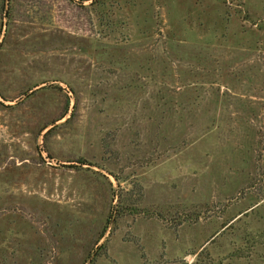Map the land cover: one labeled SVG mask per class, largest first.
Returning <instances> with one entry per match:
<instances>
[{"label": "rangeland", "instance_id": "1", "mask_svg": "<svg viewBox=\"0 0 264 264\" xmlns=\"http://www.w3.org/2000/svg\"><path fill=\"white\" fill-rule=\"evenodd\" d=\"M263 234L264 0H9L0 264H264Z\"/></svg>", "mask_w": 264, "mask_h": 264}, {"label": "trees", "instance_id": "2", "mask_svg": "<svg viewBox=\"0 0 264 264\" xmlns=\"http://www.w3.org/2000/svg\"><path fill=\"white\" fill-rule=\"evenodd\" d=\"M5 2H7V3H5ZM8 2H9V0H1L0 13H2V11L4 12V8H5V6L8 5ZM260 238L261 239L263 238V240H264V234L260 235L259 237H257L256 240L254 239V243L257 244V245H261L262 246L264 243H260ZM237 252H238V257L239 258H247V256H248V255H246L248 253V249H246L244 252L241 251V249H238Z\"/></svg>", "mask_w": 264, "mask_h": 264}, {"label": "crops", "instance_id": "3", "mask_svg": "<svg viewBox=\"0 0 264 264\" xmlns=\"http://www.w3.org/2000/svg\"><path fill=\"white\" fill-rule=\"evenodd\" d=\"M188 264H190V263H188Z\"/></svg>", "mask_w": 264, "mask_h": 264}]
</instances>
